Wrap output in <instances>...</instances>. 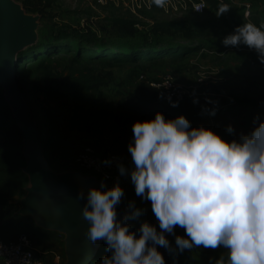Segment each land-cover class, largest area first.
<instances>
[{
    "label": "trees",
    "instance_id": "obj_1",
    "mask_svg": "<svg viewBox=\"0 0 264 264\" xmlns=\"http://www.w3.org/2000/svg\"><path fill=\"white\" fill-rule=\"evenodd\" d=\"M18 1L26 13L50 18L54 0ZM205 2H212L215 9L218 6L216 0ZM227 5L233 3L227 2ZM109 7L118 11L114 4ZM139 9L133 16L153 11ZM244 10L245 6L238 17L225 14L214 15L210 20L163 21L149 25L121 16L108 17L104 24L93 26L100 38L95 36L97 34L92 32L91 26H86L87 33L78 38L62 33L55 42H40L20 51L16 55V84L36 122L48 167L55 166L66 144L77 135L107 138L103 155L131 161L127 144L132 136L133 121L149 120L156 112L162 113L165 119L183 115L199 122L208 115L209 109L215 108V115H208V119L211 129L222 138L232 139L239 133L249 132L255 126L253 117H258L257 123L264 119L262 70L245 74L244 82L239 85L218 86L216 91L222 98L203 99L202 103L185 101L182 105L176 102V107L162 99L160 89L150 86L153 91L148 95L109 88L114 69H125L127 80L132 81L141 79L143 72L152 69L180 73L187 66L186 61L194 56L211 54L214 59L223 51L230 54L236 49L247 51L249 48L242 44L225 47L221 43L226 35L241 25L239 18L243 20ZM251 20L258 27L264 25V16L255 20L251 17ZM201 49L204 50L201 52ZM62 61L68 63L62 64ZM238 89L241 94L236 96ZM187 98L185 96L181 102ZM226 125L233 127L232 136L225 132ZM25 166L21 134L0 86V220H10V201L28 187ZM16 239L1 242H15ZM102 249L104 251L100 255L97 253L92 264L109 255L105 244ZM208 249L199 247L173 256L157 246L165 264H212Z\"/></svg>",
    "mask_w": 264,
    "mask_h": 264
},
{
    "label": "clouds",
    "instance_id": "obj_2",
    "mask_svg": "<svg viewBox=\"0 0 264 264\" xmlns=\"http://www.w3.org/2000/svg\"><path fill=\"white\" fill-rule=\"evenodd\" d=\"M169 2L148 0V6L166 10ZM228 10L220 3L214 15ZM221 43L245 45L264 65V25L236 26ZM208 115H215V108ZM257 119L253 117L249 132L232 139L202 125L192 127L183 115L165 119L156 112L149 120L133 121L127 144L131 167L119 162L116 167L120 176L130 178L135 195L150 202L159 231L146 221L130 231L127 221L143 212L134 201L117 218L116 206L124 195L118 182L106 187L101 181L98 188L78 191L76 199L84 200V234L91 245L103 241L109 253L97 264H165L157 246L173 256L193 248H221L225 252L215 264H264V119ZM225 132L232 136L234 129L226 125ZM175 227L185 236L176 235ZM166 233L174 236V246Z\"/></svg>",
    "mask_w": 264,
    "mask_h": 264
},
{
    "label": "rangeland",
    "instance_id": "obj_3",
    "mask_svg": "<svg viewBox=\"0 0 264 264\" xmlns=\"http://www.w3.org/2000/svg\"><path fill=\"white\" fill-rule=\"evenodd\" d=\"M141 1L143 0H124L123 3L120 4L118 3L119 0H113L112 2H117L116 5L114 4V8H118L116 9L118 11H115L109 7L111 3L107 1L101 3L98 0H54L53 7L50 11V18L44 19L37 15H31L23 11L18 0H10L13 5L18 7L23 16L30 18L33 22L23 50L28 47L36 46L40 44V42H55L58 39V36L62 33H66L70 36L78 38L80 34L87 33L84 29L86 26H91L92 32L97 34L95 35L97 38H100V33H98L93 26H96L100 23L104 24L108 17L121 16L124 18L135 19L144 25H149L151 22L154 23L163 21L177 22L210 20L214 17L212 12H215V5L212 2H208L206 4L207 10L204 14H198L201 16H197L191 13L189 10L185 11L186 7H184L183 4L187 0H170L169 4L166 5L170 9L169 11L157 8L156 6L150 9V7L147 6L148 2L145 1L146 4L142 5L141 7L147 6L149 11H153L142 13L141 15H138V17H135L133 15L138 13V9H135V4H131L129 2L140 3ZM234 1L235 4L228 5L229 10L222 15L232 14L234 17H238L239 12H241V8L243 9L244 6L249 5L252 11L251 16H247L248 21L244 18L243 20L239 18L241 24H244L245 22L253 23L251 17L255 20L258 17L264 16V0ZM141 28L142 27H139L138 29L141 30ZM233 53L234 54H230V52L228 53L223 51L222 54H219L220 56L217 55L219 57H214V59L210 57L212 56L211 54H208L207 57L194 56L190 60L186 61L187 66L181 70L180 73L174 74L161 69H152L147 72H143L140 75L141 79L132 81L127 80V72L125 69H114L113 78L109 88L113 90H121L126 93H134L137 95L141 92L148 95L150 94V91H153L151 88H163L164 96H170L172 94L184 96L188 93V98L183 102L180 101L181 103L177 102L179 103L177 105H182L185 101H193L194 98L199 103H202L203 99L211 100L214 98H222V95H218L216 91L217 87L221 86V84H230V86H236L241 84V82H244L245 74L255 73L261 70L264 72V65H261L257 59V53L255 51H251V49H248L247 51L236 49V51ZM63 63H68V61H62V64ZM152 81L156 83H150ZM157 81L159 82L157 83ZM236 93L237 94L235 95L238 96L241 94V91L238 89ZM208 117V115H205L204 118H202V121L196 122L198 120H194L193 117L191 118L185 116V118L190 122L191 126L196 123L198 125L203 123L206 128L211 129ZM106 140L107 138L98 139L96 137L88 136L72 137L66 148L60 154L55 166L50 169V172L55 178L74 177L79 184H84V187L87 190V188L90 186L86 182V175L92 173L90 171L79 169L75 165L76 156L80 153H83L86 148L92 150L94 156L102 155L103 151H105L107 147ZM127 164L129 163H126V165ZM30 190L31 187L28 186L21 194L17 195L10 201L11 207L14 209L11 213V217L20 208V202L28 197ZM123 192L124 197H122V200L128 203L134 199L135 206L137 208L142 206V213L147 211V214L141 218L142 221H145L149 217L148 212H150L151 209L149 210L148 207H143L145 204L144 200L142 201L140 197L135 195L133 185H130L129 187L126 186ZM117 214L120 213L117 211ZM24 218L26 222L30 221L31 223L35 219V217L32 219L29 216H24ZM131 222H134V224L132 225ZM127 223L129 224L130 231H135L139 226H137L138 223H136L134 220H129ZM130 226L133 229L130 228ZM59 242L61 258L56 254H50L46 259L45 264H66L65 243L63 240L61 242V236H59ZM172 244L174 245V240H172ZM35 245L36 244L32 242V246L34 247ZM36 254L37 256H41L42 253L40 251V254ZM217 256L218 254H210L209 258L214 260V258H217Z\"/></svg>",
    "mask_w": 264,
    "mask_h": 264
},
{
    "label": "water",
    "instance_id": "obj_4",
    "mask_svg": "<svg viewBox=\"0 0 264 264\" xmlns=\"http://www.w3.org/2000/svg\"><path fill=\"white\" fill-rule=\"evenodd\" d=\"M32 24L10 0H0V86L21 134L24 173L31 187L28 197L20 202L21 212L35 217L41 228L57 229L65 235L66 264H92L103 241L91 245L84 234L87 222L80 211L84 200H77L76 194L86 190L85 185L74 177L52 175L43 157L36 122L16 84V55L25 47Z\"/></svg>",
    "mask_w": 264,
    "mask_h": 264
},
{
    "label": "built area",
    "instance_id": "obj_5",
    "mask_svg": "<svg viewBox=\"0 0 264 264\" xmlns=\"http://www.w3.org/2000/svg\"><path fill=\"white\" fill-rule=\"evenodd\" d=\"M101 3H104L105 1L110 2L111 4H115L117 2H112L113 0H98ZM124 0H119L118 3H123ZM131 1V0H129ZM145 1L148 2V0H143L140 3H132L135 4V9L139 8H145L147 9V6L141 7L142 5H145ZM218 4L224 3L227 4V2H231L235 4L234 0H216ZM227 1V2H226ZM197 5H203L204 8L200 9L199 11L194 10ZM155 5H152L150 9H152ZM184 7H186L185 11H191L194 14H202L204 10L206 9V2L205 0H187L184 4ZM148 10V9H147ZM166 10L169 11L170 9L168 6H166ZM247 16H251V7L249 5L245 6V10L243 12V18L247 19ZM204 49H201V52ZM254 51V50H251ZM161 90L160 96L165 102L174 101V102H180L184 99L185 96L188 95L185 94L184 96H180L178 94H172L170 96H164L163 88H159ZM178 96V97H177ZM109 160L110 162L105 164L102 163L104 160ZM130 160H124L120 157L111 156L108 154L100 155V156H94L92 153V150L89 148H86L83 153H80L76 156L75 159V165L82 170L90 171L96 175H98L101 179V181L104 182L106 187H112L114 183H119V173L117 171L116 164L117 162L123 164L124 166L126 163H129ZM99 187V186H98ZM127 210V207H124V212ZM146 222L153 224L157 227V230L159 231L158 225L156 224V219L154 215L152 214L150 217H148ZM139 227V226H138ZM34 247L32 246L31 240L26 235H20L15 242H8L4 243L0 241V264H44L42 259L37 256L36 252L34 251Z\"/></svg>",
    "mask_w": 264,
    "mask_h": 264
},
{
    "label": "crops",
    "instance_id": "obj_6",
    "mask_svg": "<svg viewBox=\"0 0 264 264\" xmlns=\"http://www.w3.org/2000/svg\"><path fill=\"white\" fill-rule=\"evenodd\" d=\"M197 125L198 124L196 123V124H193L192 126L196 127ZM201 125L206 127L203 123L198 125V126H201ZM77 136L92 137V136H89V135H77ZM67 144H66V146H67ZM125 167L126 168L131 167V161H129V164L125 165ZM86 177H87L86 178L87 179L86 182L88 183V185L90 187H92L95 184H100V182H101L100 177L98 175L94 174V173L86 175ZM98 181H100V182H98ZM119 185L124 190V188L126 186L129 187L132 184L130 182V178L127 175H124V176H120L119 175ZM131 201H134V199L131 200ZM144 203L145 204H144L143 207H148L149 210H150L151 209L150 208V202L147 201V200H144ZM127 204L128 203L126 201L122 200V198H121L120 203L116 206V210L121 214V216L123 215L124 207H127ZM13 210L14 209L11 207L10 211L13 212ZM146 212L142 213V215L138 219L134 220L136 223H138L137 226L142 221L141 218L147 214ZM148 214H149V217H150L152 215V212L150 211V212H148ZM31 218L33 219V217H31ZM131 224L133 225L134 222H131ZM130 228H132V227L130 226ZM28 231H34V232H30L29 233ZM174 233L176 235L185 236V234H180V233H184L183 229L180 228V227H175L174 228ZM18 235L19 236L20 235H26V236H28V238L33 243L36 244L34 246V249H35L34 251L36 253H38V254H40V251H41L42 254L39 257L42 259L44 264H45V261H46V259L48 258V256L50 254H56V255H58L61 258V253H60L61 249H60V245H59V243H60L59 242V236H61V242H62V240L64 242L65 235L60 230H57V229H44V228H41L37 224L35 219L32 221V223L30 221L26 222L25 218H24V215L21 212V205H20V208L17 210V212L12 217H10V220H1V222H0V241H14L16 238H18ZM165 235L167 236L169 242L172 243V240H174V236L173 235H169V234H165ZM104 244L105 243L102 242V244L100 246V249H98V253L99 252L102 253L104 251L102 249V245H104ZM195 249L196 248H193L192 250H195ZM48 250H49V252H48ZM192 250H189V251H192ZM222 252L223 251L221 249H218V248L217 249H210L209 248L208 249V253H209L208 257H210V254H218V256H217V258H218L219 255ZM217 258H214V260H211L212 264H215V260Z\"/></svg>",
    "mask_w": 264,
    "mask_h": 264
}]
</instances>
